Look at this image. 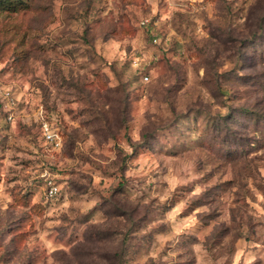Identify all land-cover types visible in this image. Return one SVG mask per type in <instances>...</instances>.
I'll list each match as a JSON object with an SVG mask.
<instances>
[{"label": "rangeland", "instance_id": "1", "mask_svg": "<svg viewBox=\"0 0 264 264\" xmlns=\"http://www.w3.org/2000/svg\"><path fill=\"white\" fill-rule=\"evenodd\" d=\"M17 5L0 264H264V0Z\"/></svg>", "mask_w": 264, "mask_h": 264}, {"label": "built area", "instance_id": "2", "mask_svg": "<svg viewBox=\"0 0 264 264\" xmlns=\"http://www.w3.org/2000/svg\"><path fill=\"white\" fill-rule=\"evenodd\" d=\"M44 131L47 141L53 143V145L57 147L61 145L60 137L57 134L51 132L47 126H44ZM57 191H58L57 188L51 185L48 189L47 196L52 198L53 196L56 195Z\"/></svg>", "mask_w": 264, "mask_h": 264}, {"label": "trees", "instance_id": "3", "mask_svg": "<svg viewBox=\"0 0 264 264\" xmlns=\"http://www.w3.org/2000/svg\"><path fill=\"white\" fill-rule=\"evenodd\" d=\"M20 2L21 0H0V9L13 10L18 6L17 4H19ZM113 260L116 261V264H122V253H117V255L114 256Z\"/></svg>", "mask_w": 264, "mask_h": 264}]
</instances>
